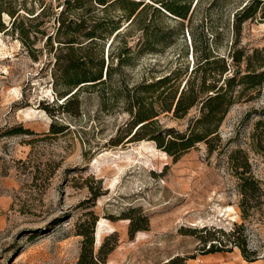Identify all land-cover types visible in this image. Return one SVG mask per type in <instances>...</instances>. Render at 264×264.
I'll return each mask as SVG.
<instances>
[{"label":"rangeland","instance_id":"rangeland-1","mask_svg":"<svg viewBox=\"0 0 264 264\" xmlns=\"http://www.w3.org/2000/svg\"><path fill=\"white\" fill-rule=\"evenodd\" d=\"M212 1H204L198 19L206 16ZM246 1L215 4L212 15L217 31L223 33L222 45L233 36V13ZM46 2L56 6L54 0ZM11 23L10 17L2 15L0 264H76L82 240L76 234L77 225L94 218V240L101 219L105 223L100 244L111 234L118 240L106 264H164L174 257L184 258V264H264V220L258 215L241 218L236 179L225 158L208 156L203 144L175 162L151 141L115 145L129 116L121 102L101 108L94 91L81 93L80 117H69L56 106L54 116L49 115L44 105L52 107L55 100L52 55L39 53L43 48L39 36L31 38L34 43L27 49L16 34L5 33ZM240 44L249 49L263 47L264 22L243 23ZM182 52L183 43H179L163 56L140 60L124 70L128 83L138 81L149 62H158L156 76L186 65ZM196 113L193 110L182 120L161 115L159 122L183 132ZM53 119L67 125L68 131L50 134ZM258 120L264 121V84L255 100L231 108L220 135L225 142L239 132L229 149H244L253 175L264 184V157L251 148L250 139ZM128 217L143 229L133 239L128 234ZM234 225L244 226L249 247L259 254L255 262L245 261L236 247L213 254H205L200 247L204 227L228 232ZM95 243L97 251L100 244Z\"/></svg>","mask_w":264,"mask_h":264},{"label":"trees","instance_id":"trees-1","mask_svg":"<svg viewBox=\"0 0 264 264\" xmlns=\"http://www.w3.org/2000/svg\"><path fill=\"white\" fill-rule=\"evenodd\" d=\"M204 1L54 0L53 8L46 0H30L29 5L27 0H0V19L2 15L12 19L5 33L16 34L24 47L31 49V38L39 36L43 44L39 53L52 55L51 87L55 100L52 107L49 103L44 105L49 115L54 116L52 110L56 106L69 117H80V95L86 91L97 92L101 108L121 102L129 122L124 134L115 139V145L151 141L175 162L203 144L208 156L225 158L236 179L241 218L248 220L258 215L264 220V184L253 175L248 153L240 147L229 149L239 132L225 142L220 135L231 108L255 100L264 84V46L249 49L240 44L243 23L264 22V0H248L233 13V36L225 45L212 15L219 0H213L206 16L198 19ZM30 23H34L33 27ZM4 30L1 25L0 31ZM179 43H183L181 57L186 65L156 76L158 62H149L138 81L128 83L124 70L134 68L144 58L163 56ZM193 110L197 115L189 119L183 132L165 128L159 122L161 115L182 120ZM67 131L68 126L59 125L55 119L49 125L50 134ZM250 139L251 148L264 157L263 120L254 123ZM128 219V234L133 239L143 229ZM95 221L96 218L77 225L76 234L82 240L76 264H106L117 246L115 234L100 244L105 223L101 219L96 225L95 243L100 246L95 251ZM201 232L204 234L199 237V245L205 254L236 247L245 261L258 259V251L248 245L243 225H234L228 232L207 227ZM184 261L174 257L164 264Z\"/></svg>","mask_w":264,"mask_h":264},{"label":"water","instance_id":"water-1","mask_svg":"<svg viewBox=\"0 0 264 264\" xmlns=\"http://www.w3.org/2000/svg\"><path fill=\"white\" fill-rule=\"evenodd\" d=\"M94 236H95V233H94ZM95 238V237H94ZM96 240H94V243H95Z\"/></svg>","mask_w":264,"mask_h":264}]
</instances>
